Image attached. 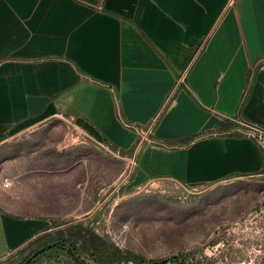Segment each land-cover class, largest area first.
<instances>
[{
    "label": "crops",
    "instance_id": "1",
    "mask_svg": "<svg viewBox=\"0 0 264 264\" xmlns=\"http://www.w3.org/2000/svg\"><path fill=\"white\" fill-rule=\"evenodd\" d=\"M52 121L138 184L260 177L264 0H0V145ZM50 228L0 206V262Z\"/></svg>",
    "mask_w": 264,
    "mask_h": 264
},
{
    "label": "rangeland",
    "instance_id": "2",
    "mask_svg": "<svg viewBox=\"0 0 264 264\" xmlns=\"http://www.w3.org/2000/svg\"><path fill=\"white\" fill-rule=\"evenodd\" d=\"M130 170L52 121L0 145V206L45 220L50 232L90 223L145 262L203 252L216 264H264V174L191 189L171 180L138 184ZM27 254L0 263L19 264ZM35 264L71 262L48 255Z\"/></svg>",
    "mask_w": 264,
    "mask_h": 264
},
{
    "label": "trees",
    "instance_id": "3",
    "mask_svg": "<svg viewBox=\"0 0 264 264\" xmlns=\"http://www.w3.org/2000/svg\"><path fill=\"white\" fill-rule=\"evenodd\" d=\"M232 126L233 124L226 120V124L222 130L225 131ZM236 126L243 128L238 123ZM231 135L241 136L238 133H232ZM192 139L193 137H188L179 142L186 143ZM137 145L138 142L132 146L127 152V155L133 154ZM121 154L126 153L121 152ZM214 245H216V242H212V246ZM27 252L28 254L19 264H35L48 255L64 256L71 264H83L81 260L83 255L87 256L93 264L149 263L145 262L141 256L135 255L130 251H123L108 242L107 239L97 235L93 231L90 223L86 226L82 223L76 224L64 230L42 234L18 250L13 256L25 255ZM216 262V258L209 257L201 252L199 256H195L194 253H182L177 256H172L164 260L163 264H216Z\"/></svg>",
    "mask_w": 264,
    "mask_h": 264
},
{
    "label": "built area",
    "instance_id": "4",
    "mask_svg": "<svg viewBox=\"0 0 264 264\" xmlns=\"http://www.w3.org/2000/svg\"><path fill=\"white\" fill-rule=\"evenodd\" d=\"M240 124L244 128L243 134L251 138L256 143L258 148L261 150L264 159V128L245 122H241ZM262 174H264V168Z\"/></svg>",
    "mask_w": 264,
    "mask_h": 264
},
{
    "label": "water",
    "instance_id": "5",
    "mask_svg": "<svg viewBox=\"0 0 264 264\" xmlns=\"http://www.w3.org/2000/svg\"><path fill=\"white\" fill-rule=\"evenodd\" d=\"M164 263V260L163 261H153V262H149L147 264H163Z\"/></svg>",
    "mask_w": 264,
    "mask_h": 264
}]
</instances>
